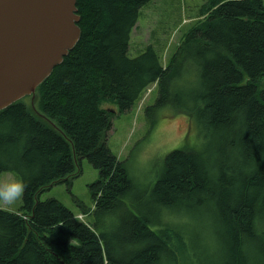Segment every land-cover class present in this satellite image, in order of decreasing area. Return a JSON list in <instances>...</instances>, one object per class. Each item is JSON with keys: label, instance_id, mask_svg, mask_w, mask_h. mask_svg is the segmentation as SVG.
<instances>
[{"label": "trees", "instance_id": "obj_1", "mask_svg": "<svg viewBox=\"0 0 264 264\" xmlns=\"http://www.w3.org/2000/svg\"><path fill=\"white\" fill-rule=\"evenodd\" d=\"M151 1L76 0L79 39L24 97L36 106L0 110V175L27 184L17 212L0 208V264H264V0H205L165 65L151 45L128 54ZM154 84L149 131L185 116L190 147L148 184L110 150L116 112L102 105L124 113ZM83 160L98 170L93 208L40 201L70 191Z\"/></svg>", "mask_w": 264, "mask_h": 264}, {"label": "rangeland", "instance_id": "obj_2", "mask_svg": "<svg viewBox=\"0 0 264 264\" xmlns=\"http://www.w3.org/2000/svg\"><path fill=\"white\" fill-rule=\"evenodd\" d=\"M205 0H152L139 10L138 20L130 34L128 54L130 57L140 55L148 45H151L166 64L175 47L184 33L198 21V9ZM264 88V77L259 83ZM157 96L154 85L149 86L133 104L132 108L124 113L117 112V106L104 103L102 107L113 110L116 116L112 119V128L109 132L108 146L119 159L125 160L130 156L129 170L139 182L153 183L158 177L162 159L175 149L182 148L189 123L185 116L179 114L159 118L155 128L150 130L146 119L145 108L152 105ZM24 99V98H23ZM30 108L32 99L23 100ZM28 108V107H27ZM30 108L28 110L32 111ZM194 138V136H193ZM194 144V142H193ZM195 147L197 144L193 145ZM190 145V144H189ZM79 174L71 180L68 190L65 183H56L39 195L40 201L55 198L75 215H83L82 207L93 208L88 186L98 179V170L86 160L81 162ZM19 179L13 172H3L0 182ZM81 203L78 205L76 200ZM22 205V198L13 205L0 202V208L17 212ZM83 221L89 223V216L84 215Z\"/></svg>", "mask_w": 264, "mask_h": 264}, {"label": "water", "instance_id": "obj_3", "mask_svg": "<svg viewBox=\"0 0 264 264\" xmlns=\"http://www.w3.org/2000/svg\"><path fill=\"white\" fill-rule=\"evenodd\" d=\"M76 0H0V110L34 96L77 43Z\"/></svg>", "mask_w": 264, "mask_h": 264}, {"label": "clouds", "instance_id": "obj_4", "mask_svg": "<svg viewBox=\"0 0 264 264\" xmlns=\"http://www.w3.org/2000/svg\"><path fill=\"white\" fill-rule=\"evenodd\" d=\"M26 187L27 184L22 178L0 182V202L15 204L22 198Z\"/></svg>", "mask_w": 264, "mask_h": 264}, {"label": "bare ground", "instance_id": "obj_5", "mask_svg": "<svg viewBox=\"0 0 264 264\" xmlns=\"http://www.w3.org/2000/svg\"><path fill=\"white\" fill-rule=\"evenodd\" d=\"M238 20V19H237ZM136 180H137V178H136ZM132 194V193H131ZM187 200V199H186ZM190 200V199H189ZM220 208V207H219ZM101 218V217H100ZM223 219V218H222ZM99 221V220H98ZM225 221V220H224ZM227 232V231H226ZM230 235V234H229ZM234 245V244H233Z\"/></svg>", "mask_w": 264, "mask_h": 264}]
</instances>
